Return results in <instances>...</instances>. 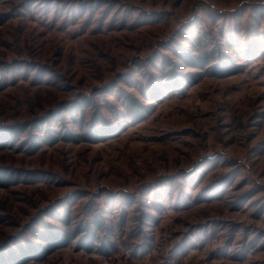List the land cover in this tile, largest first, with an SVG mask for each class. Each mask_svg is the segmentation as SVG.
Listing matches in <instances>:
<instances>
[{"label":"rangeland","instance_id":"obj_1","mask_svg":"<svg viewBox=\"0 0 264 264\" xmlns=\"http://www.w3.org/2000/svg\"><path fill=\"white\" fill-rule=\"evenodd\" d=\"M5 125L0 245L75 234L27 264H264V0H0Z\"/></svg>","mask_w":264,"mask_h":264},{"label":"trees","instance_id":"obj_2","mask_svg":"<svg viewBox=\"0 0 264 264\" xmlns=\"http://www.w3.org/2000/svg\"><path fill=\"white\" fill-rule=\"evenodd\" d=\"M198 39V42L200 45L202 43L205 44L206 40L200 41ZM210 52L199 48L197 52L194 54L193 52L185 53V58H190L191 60H188L189 65L198 66L199 68H206L211 60ZM224 64V63H223ZM215 67V66H214ZM228 65H222L221 67L216 66L215 71L216 73L220 71V75L222 77L229 76L231 74H235L238 70V67L234 66L233 68L235 70L231 71L229 69ZM169 74V75H168ZM169 76V77H168ZM177 72L169 71L167 73V77L169 80H173L177 77ZM81 104V103H80ZM84 105H78L77 103L73 104L71 107L68 108V110L71 111L73 114L76 110L79 112ZM125 114L131 119H139L141 118L142 114L147 112L148 107L141 103L138 99L134 97H130L125 105ZM104 126H111L108 123L103 124L102 126L90 130L89 132L81 133L80 135L75 136L72 131H67L63 137L65 141L69 142H79V141H96L101 139H106L112 134V127L105 128ZM18 131L14 125H5L0 126V135L8 136L10 139L16 140L18 138ZM56 139L53 141H49L50 143H55ZM35 150V149H34ZM9 176V175H8ZM12 177L10 176V179L8 180L5 177L0 176V186L6 187L11 184ZM63 221L67 222L66 219H63ZM45 230L43 232H39L37 236L41 239V243L39 244V249H36V244L33 241H27L23 245H17L16 247L12 246H6L5 244L0 245V264H27L30 261L34 260H43L46 257H48L53 252L65 248L71 244V240L73 239V236L75 234L68 233L67 231H63L59 229L58 227H48L46 226L44 228ZM92 250V249H90Z\"/></svg>","mask_w":264,"mask_h":264}]
</instances>
